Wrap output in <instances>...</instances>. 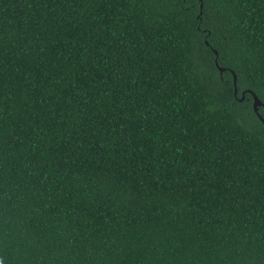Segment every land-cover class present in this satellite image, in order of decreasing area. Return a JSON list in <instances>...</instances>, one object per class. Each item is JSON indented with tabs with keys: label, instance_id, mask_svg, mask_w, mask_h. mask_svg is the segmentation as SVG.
I'll return each mask as SVG.
<instances>
[{
	"label": "trees",
	"instance_id": "obj_1",
	"mask_svg": "<svg viewBox=\"0 0 264 264\" xmlns=\"http://www.w3.org/2000/svg\"><path fill=\"white\" fill-rule=\"evenodd\" d=\"M249 90L264 0H0V264H264Z\"/></svg>",
	"mask_w": 264,
	"mask_h": 264
},
{
	"label": "water",
	"instance_id": "obj_2",
	"mask_svg": "<svg viewBox=\"0 0 264 264\" xmlns=\"http://www.w3.org/2000/svg\"><path fill=\"white\" fill-rule=\"evenodd\" d=\"M207 43V42H206ZM213 52H214V54L216 55V57L218 56V53H217V51L216 50H213ZM215 65L217 66V68L219 69V71H220V73H222L223 71H224V67H221V66H219L218 65V63H217V60L215 59ZM232 74H233V84H234V86H235V84H236V75H235V73L232 71ZM236 92H237V89H236V87H234V94H236ZM249 93L251 94V96H252V108H253V110L255 111V112H257V114H258V116H259V118H260V120L263 122V124H264V119L259 115V113H258V108L259 107H263L264 108V103L258 98V96L253 92V91H251V90H249ZM244 99V92H242V94H241V97L239 98V100L241 101V100H243Z\"/></svg>",
	"mask_w": 264,
	"mask_h": 264
},
{
	"label": "flooded vegetation",
	"instance_id": "obj_3",
	"mask_svg": "<svg viewBox=\"0 0 264 264\" xmlns=\"http://www.w3.org/2000/svg\"><path fill=\"white\" fill-rule=\"evenodd\" d=\"M259 109V108H258Z\"/></svg>",
	"mask_w": 264,
	"mask_h": 264
}]
</instances>
